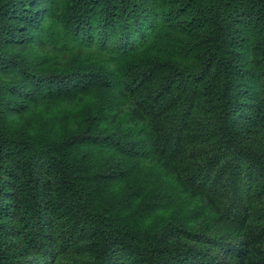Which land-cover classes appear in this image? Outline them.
<instances>
[{
  "label": "trees",
  "instance_id": "obj_1",
  "mask_svg": "<svg viewBox=\"0 0 264 264\" xmlns=\"http://www.w3.org/2000/svg\"><path fill=\"white\" fill-rule=\"evenodd\" d=\"M0 264H264V0H0Z\"/></svg>",
  "mask_w": 264,
  "mask_h": 264
}]
</instances>
